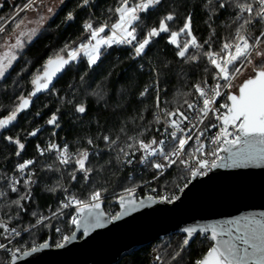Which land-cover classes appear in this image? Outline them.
<instances>
[{
  "label": "trees",
  "instance_id": "trees-1",
  "mask_svg": "<svg viewBox=\"0 0 264 264\" xmlns=\"http://www.w3.org/2000/svg\"><path fill=\"white\" fill-rule=\"evenodd\" d=\"M24 1L0 0L3 5L0 7V17L4 18L0 20V24ZM205 2L206 0H161L159 5L141 14L143 23L140 36L147 29L158 26L159 21L169 13L175 16L173 21L168 22L169 27L178 31L184 25L185 18L190 15L193 35L200 43L211 37L212 49L218 50L220 44L234 32L232 10H220L209 19L210 13L204 7ZM80 3L81 0H65L38 31L37 36L19 53L5 78L0 79V118L16 106L17 97L27 96L33 90L30 81L47 58L57 53L66 55L67 48H76L87 42L88 33L83 27L86 22L91 20L95 27L104 22L111 24L117 18L113 10L118 5V0H90L88 6L78 7ZM69 12L74 16L71 21L66 20ZM25 13L16 17L15 21ZM13 23H9L5 30ZM259 30L260 26L257 25L253 33L258 34ZM187 39L190 37L182 34L178 42L183 43ZM207 48L208 45H205L199 51L202 53ZM177 51L176 45L169 43L168 34L163 33L146 48L147 54L143 57L133 59L131 47L114 45L104 49L100 60L91 68L84 59L68 66L55 79L54 90L40 94L33 100L31 108L20 113L7 129L0 131V191L8 193L6 198H0V219L7 221V216H16L15 206L10 201L16 199L17 194L11 193L7 184L16 162L25 156L36 157L38 145L49 138L58 144L66 143L77 151L87 149L90 153L88 167L93 171L87 182L80 172L76 173L77 180H72V164L62 166L56 156L38 157L36 172L31 178L35 183L27 186L32 198L22 201L26 204L27 211L8 221L9 226L22 231L35 223L36 217H32L31 212L50 217V220L45 221L49 227L34 230V239L38 243L51 238V244L55 246L59 241L55 234L56 227L67 230L69 234L74 231V226L70 224L73 209L64 210L63 216H53L66 196L75 195L80 199H87L92 191L106 189L107 191L102 192V198L106 212L112 217L118 213L119 208L114 200L122 195L121 192L158 177L156 169L139 162L142 153L136 143L139 139L148 142L152 137L158 140L165 138L162 130L156 131L160 129V123L155 121L157 90L165 110L177 107L186 110L184 100L194 101L198 95L192 86L211 78L212 68L206 57L201 55L198 61H182L176 55ZM196 52L195 49L189 50L190 54ZM205 68L209 71L205 72ZM156 83L159 85L158 89L155 87ZM146 87L148 94L141 97L140 93ZM80 105L85 106L84 113L76 110ZM53 114L57 117L56 123L48 124L47 121ZM36 129L39 131L35 136L29 135ZM105 135L117 140V144L106 143L102 139ZM5 137L19 139L24 144L19 156L16 155L18 145ZM129 137L135 139L130 140ZM89 140L93 143L89 144ZM129 143L134 147L128 149ZM121 147L129 152L128 158H132L134 166H127L122 162L126 157L119 152ZM152 159L163 163L162 158ZM186 174L181 172L179 166L174 165L156 178L153 185L160 189H174L181 184ZM20 191H25L23 182ZM185 238L183 234L161 237L125 256L119 264H195L212 245L207 236H198L186 247L183 245ZM29 241H33V237L25 232L10 247H18ZM6 242L0 238V243ZM7 259L8 254L0 250V264H4Z\"/></svg>",
  "mask_w": 264,
  "mask_h": 264
},
{
  "label": "snow or ice",
  "instance_id": "snow-or-ice-1",
  "mask_svg": "<svg viewBox=\"0 0 264 264\" xmlns=\"http://www.w3.org/2000/svg\"><path fill=\"white\" fill-rule=\"evenodd\" d=\"M89 3L90 0H81L78 7L88 6ZM160 3L161 0H118V5L113 10L117 17L115 22L111 24L104 22L95 27L91 20L86 22L83 27L88 33L87 42L81 43L76 48H67L66 55L57 53L46 59L30 81L33 90L27 96L17 97L16 106L6 116L0 118V131L12 125L18 115L30 107L34 97L41 92L54 90V80L72 63L84 59L87 66L91 68L100 60L104 54L103 50L114 45L130 46L133 59L143 57L147 54L146 48L152 41L161 34L167 33L169 43L176 45L178 48L176 55L182 61H198L201 55L207 58V62L212 68L211 78L214 83L210 85L205 79L201 83L194 84L192 87L198 95L194 101L184 100V104L187 106L186 110L181 107L172 110L160 108L161 100L159 90H157L156 107L160 108V112L155 115V121L164 125L162 135L165 138L158 140L156 137H152L148 142L143 139L137 140L138 150L142 153L139 162L156 169L159 175H163L164 171L173 165L179 166L182 173L188 174L183 176L186 183L179 187L181 192L188 187L192 179L207 176L213 169L264 167V0H206L204 7L209 10V19L213 14H218L220 10H232L234 32L220 44L218 50L212 49L211 37L203 43L197 40L191 30L190 15L185 18L184 25L178 31H173L168 22L173 21L175 16L169 13L159 21L158 26L147 29L141 37L140 31L143 23L141 14L148 12L149 9ZM35 6L36 0H27L16 12V16L18 17L20 12L34 10ZM0 7L3 5L0 4ZM52 11V8H48L49 13ZM3 19L0 17V20ZM44 19L45 17H40L41 21ZM73 19V14L69 12L66 20ZM13 22H15V17ZM22 25L23 20L16 24L17 28H21ZM257 25L260 26V30L258 34H254L253 29ZM4 31L5 27L0 26V32ZM38 31V28L30 29L27 33L20 31L17 33L14 43L5 45L7 50L0 53V79L5 78L14 62L17 61L18 53L25 47L26 41H31L37 36ZM182 34L190 39L183 43L178 42V37ZM205 45H208V48L201 53L199 50L203 49ZM190 49H195L197 52L190 54ZM249 65H251V74L239 84L236 92L230 91L236 87L233 81L238 75H244V71ZM208 71L209 69L205 68V72ZM224 89H229V91L225 92ZM147 94L148 88L146 87L140 95L143 97ZM218 98H223L224 102L219 107H215ZM222 109L226 111H221ZM76 110L84 113L86 108L80 105ZM37 114L39 115V113ZM213 118L215 122H213ZM56 120L57 117L53 114L47 123L55 124ZM206 120L209 121L207 124H205ZM198 124H203L204 127L200 128ZM209 128H219V131L214 137L209 138L207 135ZM38 131L39 129H36L29 135L35 136ZM156 131L159 132L160 129H156ZM5 139L18 145L19 150L16 155L19 156L25 147L24 144L13 137H5ZM102 139L110 145L117 144V140L107 135ZM129 139L135 138L129 137ZM206 139H210L211 143L217 146L211 150V158H208L209 153L206 151L204 142ZM190 141H192L191 144ZM88 143L92 144L93 141L89 140ZM133 147L132 143L127 144L128 149ZM57 149L56 144H51L48 149L40 150V154L43 155L44 151ZM119 152L123 153L126 158L130 155L122 147L119 148ZM89 157L90 153L87 149L78 151L73 156L65 146L59 150L58 159L62 166L73 165V171L70 173L72 180H77L76 173L80 172L84 174L83 179L87 182L93 171L91 167H88ZM153 157L162 158L163 163L153 161ZM117 159L119 160V155ZM122 162L128 165L133 163L131 158ZM34 163L35 161L28 160L17 167L20 173H24L25 169ZM22 182L25 186L23 193L18 187ZM33 183L35 181L30 177L12 179L8 182L10 192L17 194V198L10 201V204L15 206L16 216H7V221L0 219V238L7 241V243H0V249L9 255L10 264H17L21 258L50 247L47 239L41 243H35L36 233L34 230L49 227L45 221L51 219L47 216H38L35 211L31 212V216L36 217L35 223L22 230L32 235V244L27 248L10 247L14 240L21 237L22 231L17 227L9 226L8 221L27 211L26 204L22 201L32 198L31 190L27 186ZM51 190L55 191V189ZM65 191L67 190L65 189ZM104 191L107 190L98 188L92 191L87 199L68 195L61 201L58 212H54L53 216H63L65 209H74V213L70 217L71 225L78 230L82 229L83 236H88L93 229L103 227L105 224L104 214L100 211L102 192ZM135 191V188L125 189L128 196L119 198L121 211L113 215L112 220H119L122 215H128L140 207H146L156 202V198L152 195H148L146 199H135ZM7 195V192L0 191V198H6ZM179 198V196L172 195L162 199L172 203ZM55 231L60 233L61 230L56 228ZM183 232L187 235V238L183 240L185 246L189 244L190 238L198 233H211L210 239L215 242L195 264H264V219L242 216L211 225H193L184 228ZM76 238V231H72L70 235H62L55 246L62 248ZM17 242L19 243V241Z\"/></svg>",
  "mask_w": 264,
  "mask_h": 264
},
{
  "label": "water",
  "instance_id": "water-1",
  "mask_svg": "<svg viewBox=\"0 0 264 264\" xmlns=\"http://www.w3.org/2000/svg\"><path fill=\"white\" fill-rule=\"evenodd\" d=\"M121 196L127 197L128 193L114 200L118 213ZM146 197L134 195L137 200ZM179 197L172 203L156 198V202L122 215L119 220L111 219L101 199L103 227L93 229L88 236L74 227L77 238L62 248L52 246L48 238L50 247L21 258L17 264H119L125 256L161 237L183 234L187 238L183 232L186 227L242 216L264 219V167L213 169L207 176L192 179ZM198 236H207L211 241V233H198L190 238L189 244Z\"/></svg>",
  "mask_w": 264,
  "mask_h": 264
},
{
  "label": "built area",
  "instance_id": "built-area-1",
  "mask_svg": "<svg viewBox=\"0 0 264 264\" xmlns=\"http://www.w3.org/2000/svg\"><path fill=\"white\" fill-rule=\"evenodd\" d=\"M38 0H36V2H37ZM27 2V0H25L20 6H19V8L4 22V25H6V24H9L12 20H13V18L15 17H17L16 16V12L23 6V4H25ZM21 13H23V12H20V14ZM4 25H2V26H4ZM128 47H130V46H128ZM249 67V66H248ZM247 70V68L245 69V71ZM245 71H244V73H245ZM156 74H157V72H156ZM242 77H243V75H238L237 76V78L233 81V84L236 86V87H233L232 89H230V91H232V92H236L237 91V88H238V86H239V84L243 81V79H242ZM208 83L210 84V85H212L214 82H213V80H212V78H210V79H208ZM221 83H223V81H221ZM155 87H156V89H158L159 88V85L156 83V85H155ZM224 91L225 92H227V91H229V89H224ZM224 102V100H223V98H218L217 99V102H216V105H215V107H219V105L221 104V103H223ZM160 108H163V109H165L164 107H162V105L160 104ZM160 108H157V111H156V114L157 113H159L160 112ZM221 111H226L225 109H222ZM190 115H191V113H189ZM210 115V117H211V113L209 114ZM161 119L163 120V117H161ZM195 122V121H194ZM209 121L208 120H206L205 121V124H207ZM213 122H215L214 121V118H213ZM163 127H164V125L162 124V123H160V130H162V132H163ZM198 127H200V128H203L204 127V125L203 124H198ZM229 130H231V129H229ZM218 131H219V128H209L208 129V132H207V135H208V137L210 138V137H214L217 133H218ZM205 145H206V151L209 153V156H208V158H211V156H210V152H211V150L212 149H214L215 147H217L216 145H213L212 143H211V140L210 139H206L205 141ZM190 144L192 143V141H190L189 142ZM51 144H56L57 146H58V149L57 150H48V151H44V154L43 155H41L40 154V150H43V149H48L49 148V145H51ZM39 146V148L37 147V156L36 157H31V156H25V157H22V158H20L17 162H16V164H15V169H14V171L9 175V177H8V182L9 181H11L12 179H21L22 177H24V178H28V177H30V178H32L33 176H34V174H35V172H36V166H37V161H38V157H46V156H56V157H58L59 156V150L60 149H62L63 147H67L68 148V151H69V153L70 154H72L73 156H75L76 154H77V150H74V149H72L68 144H66V143H63V144H58V143H56L53 139H47V140H45L44 141V143H42V144H40V145H38ZM221 155H224V153H221ZM128 158V157H127ZM126 158V159H127ZM132 159V158H131ZM28 160H33V161H35V163L34 164H32V165H29L26 169H25V171H24V173H20V171H19V169H18V165L19 164H21V163H24L25 161H28ZM125 160V159H124ZM125 164V163H124ZM142 164V163H141ZM125 165H127V166H134L135 165V163L133 162L132 164H130V165H128V164H125ZM174 166V165H173ZM171 168V167H170ZM169 169V168H168ZM168 169H166L165 171H167ZM164 171V172H165ZM210 173V172H209ZM188 174H186L185 176H187ZM159 176H161V175H158V177ZM202 177H204V176H202ZM156 178H154V179H152V180H149V181H147V182H145V183H143L142 185H139V186H136V187H133V188H135L136 189V191H135V193H134V195L136 196V197H138V198H140V197H144V196H148V195H152V196H154L155 198H159V199H161V200H164V199H162L163 197H165V196H168V197H171L172 195H176V196H179L180 194H181V191H179V187H181V186H183V184L184 183H186V181L182 178V180H181V184L180 185H178L176 188H174V189H160V188H158V187H156V186H154L153 185V181L155 180ZM189 179H191L190 178V176H189ZM192 181V180H191ZM8 184V183H7ZM20 186H21V184L20 185H18V187L20 188ZM154 190V191H153ZM125 193H127V192H125V191H123V192H121L120 194H125ZM101 199H103V198H101ZM164 201H166V200H164ZM65 210H68V209H65ZM74 210V209H73ZM75 227V226H74ZM56 228H59L61 231H60V233H57L56 231H55V234H56V236H57V238L59 239V241H60V239H61V236L62 235H70L69 233H68V231L67 230H64V229H62L61 227H56ZM55 228V229H56ZM25 232L23 231L22 232V234H21V237H22V235L24 234ZM20 238V237H19ZM18 239V238H17ZM15 241V240H14ZM32 242L33 241H29V242H23V243H21L18 247H25V248H27V247H29L31 244H32ZM7 243V242H6ZM35 243H37L38 244V242L37 241H35ZM0 250H2V249H0ZM4 264H10V260H9V255H8V259L5 261V263Z\"/></svg>",
  "mask_w": 264,
  "mask_h": 264
},
{
  "label": "rangeland",
  "instance_id": "rangeland-1",
  "mask_svg": "<svg viewBox=\"0 0 264 264\" xmlns=\"http://www.w3.org/2000/svg\"><path fill=\"white\" fill-rule=\"evenodd\" d=\"M10 1L14 2L16 0H10ZM64 1L65 0H38L36 2V6L34 10L27 11L22 17L16 20L9 29L5 30L4 32H2V34H0V53H3L4 51L7 50L5 45L15 42L16 35L18 32L24 31L25 33H27L30 29L33 28H38L40 31L47 24L48 20L53 16V14L57 11V9L63 4ZM48 8H52L53 11L49 13ZM41 16L45 17L43 21L40 20ZM20 20H23V25L21 28H17L16 24L19 23ZM4 22L1 23L0 26L4 25ZM7 25L8 24L2 27H6ZM29 42L30 41H26V44H28ZM22 50H20V52ZM249 74H251V65L247 67V70L245 71L242 79L244 80Z\"/></svg>",
  "mask_w": 264,
  "mask_h": 264
},
{
  "label": "bare ground",
  "instance_id": "bare-ground-1",
  "mask_svg": "<svg viewBox=\"0 0 264 264\" xmlns=\"http://www.w3.org/2000/svg\"><path fill=\"white\" fill-rule=\"evenodd\" d=\"M71 224V223H70ZM57 237V236H56ZM20 238H22V237H20ZM16 241V240H15ZM187 247V246H186Z\"/></svg>",
  "mask_w": 264,
  "mask_h": 264
}]
</instances>
